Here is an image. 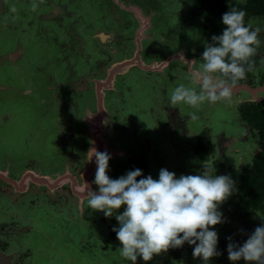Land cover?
Returning a JSON list of instances; mask_svg holds the SVG:
<instances>
[{
	"label": "rangeland",
	"instance_id": "rangeland-1",
	"mask_svg": "<svg viewBox=\"0 0 264 264\" xmlns=\"http://www.w3.org/2000/svg\"><path fill=\"white\" fill-rule=\"evenodd\" d=\"M190 1L0 0V171L6 174L7 166L12 169L17 177V190L35 183L24 178L27 170L23 168L28 164L34 170L39 169L34 171L36 174L49 175L52 183L66 177L49 188L36 185L48 188L51 195L56 192L55 188L63 186L75 197L76 203H81L85 200L82 194L85 183L97 190L92 183L95 157L89 160L93 149L110 154L107 174L116 179L127 173L121 164H126L130 158L136 163L140 155L133 154L146 148L141 143L146 136L151 137L152 143L148 152L152 145L157 150L147 152V157L144 155L150 167L141 169L142 172L149 169L153 179L158 178L161 168L174 172L178 178L181 174H199L204 170L200 165L206 163L215 167L216 175H227L228 168L239 170L250 164L263 141L250 128L235 126L233 108L243 100L242 95L232 94L230 101L205 102L198 109L183 103L171 106L172 112L176 108L182 111L176 125L171 117L157 124L156 113V120L151 119L153 99L148 98V90L152 83L146 77L154 73L163 80L169 73L163 65L172 62L174 67L168 82L172 85L191 76L192 70H197L202 63L192 55L193 51H204L205 39L201 38L200 12L191 8ZM147 2L155 3L156 8L151 5L148 8ZM61 15H65L64 19ZM118 16L126 22L129 19L132 25H123L124 31H118ZM251 22L255 28H260L261 44L256 53L264 66V20L254 18ZM100 33L104 37H100ZM195 35L196 40L190 42ZM122 40L127 41V46L119 51L116 43ZM158 43V49L172 54L167 60L153 54L152 47ZM174 57L177 58L172 60ZM125 60L128 62L117 66ZM178 65L186 66L188 72ZM113 70L115 75L110 84H102ZM121 89L122 98L119 97ZM96 95L97 99H104V105L102 99L97 101ZM161 95L155 96L159 103L163 99ZM263 96L264 93L258 95ZM115 110L119 117L127 116L139 131L135 126L126 131L115 128ZM171 111L169 116L173 115ZM192 113L198 118L191 119ZM207 128L211 129L209 137L214 138L213 150L197 163L192 145L198 134L208 135ZM221 132L238 138H225ZM128 163L127 168L132 165ZM136 164L138 166V162ZM224 203L218 208L222 210L224 222L212 226L218 234L220 254L210 258L208 264H247L243 259L235 262L228 259L230 241L227 238L242 244L257 226L264 224V210L240 218L235 214L237 202ZM23 212L31 216L37 226L34 235L23 239L30 247L26 251L30 264H131L117 255V247L111 243L105 246L99 241L96 248H90L87 232L92 229L96 242L97 232L106 225L97 223L95 230L101 211L87 207L86 200L83 213L75 207L73 218H66V222L62 219L64 215L51 210L41 212L35 206ZM80 234L83 241L79 246ZM58 249L64 253L59 260H54ZM168 256L167 253L154 254L147 262L138 257L136 264H203L190 251L181 252L177 259Z\"/></svg>",
	"mask_w": 264,
	"mask_h": 264
},
{
	"label": "clouds",
	"instance_id": "clouds-1",
	"mask_svg": "<svg viewBox=\"0 0 264 264\" xmlns=\"http://www.w3.org/2000/svg\"><path fill=\"white\" fill-rule=\"evenodd\" d=\"M245 15L237 7L222 14L226 27L222 34L211 37L212 43L205 44L202 63L192 72L190 86L180 84L172 90L170 106L183 103L198 109L205 102L230 101L235 84L253 70L251 58L261 44L260 28L246 25ZM197 118L191 114V119ZM93 156L96 170L92 183L97 190L85 183L83 198L87 207L103 212L105 217L117 213L119 226L112 230L120 242L122 258L131 264H136L138 257L147 262L154 254L182 247L185 242L194 245L192 256L203 264L220 254L218 234L212 226L224 222L218 208L235 190V181L229 175H216L215 167L206 163L199 174H181L178 178L161 168L157 179L148 175L138 180L142 170L136 168L113 179L107 174L110 154L93 149L89 160ZM121 206L123 211L118 212ZM227 239L230 261L264 264V224L242 244Z\"/></svg>",
	"mask_w": 264,
	"mask_h": 264
},
{
	"label": "flooded vegetation",
	"instance_id": "flooded-vegetation-1",
	"mask_svg": "<svg viewBox=\"0 0 264 264\" xmlns=\"http://www.w3.org/2000/svg\"><path fill=\"white\" fill-rule=\"evenodd\" d=\"M149 5H151L153 8H156V6H157L155 3L147 2L148 8H149ZM191 8H192V5H191ZM193 9H195V8H193ZM179 13H181V12H179ZM179 13H177L178 16L181 15ZM65 15H67V14H65ZM65 15H63V16L61 15L63 19H64ZM200 17H201V15H200ZM116 19H117V25H118V27H116V28L118 29V31H120V30L124 31L122 28L123 25L125 27L128 26V24L132 25V21L130 22L129 19H128V22H126V20L120 16H118ZM179 19H180V17H179ZM201 20H202V25H203V26H201L202 27L201 38L203 36V39H205L204 42H205V44H207L206 36L203 32L204 20L202 17H201ZM101 34L102 33L99 34L100 37H101ZM102 35H104V34H102ZM187 35L189 36V33ZM196 38H197V35H195V37H193V39H190V42L195 41ZM164 43H165L164 46L167 47L166 42H164ZM159 45H160V43L156 44L155 47H152L153 51H154L153 54L163 56L162 59H165V60H167L168 56H172V54H165V51H163L164 49L163 50L158 49ZM116 46L118 47L119 51L120 50L123 51V47L127 46V41L122 40L121 42L116 43ZM202 53L203 52H200V51H198V52L193 51L192 55H193V57L195 56L197 58V60L201 62ZM160 56H158L159 61L162 60V59H160ZM175 58H177V57L172 58V60ZM259 62H261L260 58H259ZM163 67H164V69H167V71H169L168 76L164 77L163 80H160V78H157V76L154 73H151L150 75H148L149 74L148 73L147 75L149 77H146L147 79L148 78L151 79V81L150 80L149 81L152 83L149 86V90H148V98L153 99V103H151V105H150L151 119H152V121L156 120V117L154 115V113H156L157 116L159 117V118H157V124L158 123L160 124V122L164 121L166 118L171 117L170 119H174V121H176L175 122V125H176V124H179L178 122H179L180 114H182L181 113L182 111L179 108H176L175 111L172 112L170 109L171 106L168 103V97L170 96L172 90L176 86H178L180 84L190 86V77L191 76L189 74V76H187L186 79H181V80L177 81L176 83L169 85L168 82L172 77L171 70L174 66L172 65V62H170L168 65H163ZM178 67L180 69L186 70L188 72V70L186 69V66L181 67L180 65H178ZM250 74L252 75V81H250V83H246V82H240V83H245L251 87H258V86H261L264 84V66H262L261 63L253 65V70L250 71ZM123 80L125 81L124 78H123ZM180 81H183V82H180ZM83 84L86 85V83H83ZM170 86H172L171 89H170ZM121 91H122V89L119 92L120 98L123 97V92H121ZM117 92H118V90H117ZM242 92L245 93L246 95L241 94ZM260 93H264V91H260V92H256L255 94H252V93L248 92L247 90H242V91L236 93V95H238V94H239V96L242 95L241 99L243 98V100L241 102H237L233 108L235 126L236 125L239 126L240 129L241 128H244V129L250 128L249 130H251V131L253 130V132L255 131L253 126L249 122L247 116L243 113L241 108H242V104L244 102L264 100V96L261 98L258 97V95ZM160 94H162L161 96L163 97L161 103H159L157 101V98L155 97L156 95L160 96ZM248 96H252V97L247 98ZM116 110L114 111V117H113L116 120L114 122L115 128H120V130L125 129V131L128 129H131L132 126L134 128L135 125L127 119L128 117L127 116H125V117L122 116V118L119 117ZM139 110H141V108ZM170 111L173 114L172 116H169L168 112H170ZM135 127H136V130L139 131V128L137 126H135ZM179 127H180V125L178 126V128ZM204 129H206V128H204ZM204 129H203V131H204ZM207 131L208 132L206 134H208V135H205V136L210 139V145H211V148L213 150L212 140L214 138H212L211 135H210L211 138L209 137V133H211V129L207 128ZM188 133H190V132H188ZM221 134H223V137H225V138H227V137L232 138L233 137L232 139H234V140H237V138H238L232 134L227 135L223 132H221ZM198 135L200 136L201 134H198ZM198 135H197V137H198ZM150 138L151 137H149V136L144 137V139L141 141V143L146 148L145 149L143 148V151L139 152V154H133L134 156L140 155V157L137 158V161H136V163L138 162V166L136 163H134V159H132V158H130L126 162V164H129L128 162H132V165H129L128 168L126 167V164H124V163L121 164V166H122V168H124L125 172L130 171V170H134L136 168L141 169V168H145L147 166L150 167V165H149L150 163L148 161L144 160V155H146V157H147V154H150L152 151L157 150V148L154 145H152L153 148L148 152V150L150 148V143H151ZM197 139H196V141H197ZM144 140H146V141H144ZM137 144H138V142H137ZM137 146L140 147L141 145L139 144ZM137 146L135 148H137ZM142 156H143V158H142ZM74 160H76V158ZM144 161L147 162L148 164L144 163ZM8 165H9V163H8ZM24 167L25 168H23V170L39 171V169L34 170V168H32L28 164H26V166H24ZM126 168L128 170H126ZM5 170L7 171L6 174H3L0 171V251L3 252L7 257L10 258V261L12 264H30L27 261L28 257L26 255V251H29L30 247H29V245H27L25 243V241L23 239L34 235V231L37 229V226H34L35 224L31 220L32 217L29 216L27 213L24 215L23 211L24 210L27 211L29 207H33V206L37 207V209L41 212L51 210V211H54L57 215H60V216L64 215V217H62V219L66 222L67 221L66 218H68V219L73 218L72 217V210L75 207L78 208L80 213H83V204H84L85 200L83 202H81L82 205H81V203H78V202L76 203V201L74 200L75 197L72 194H69L67 191H65L63 186L59 187V188H55L56 192H54L53 195H51L49 193V191H50L48 189L49 187L44 188V187L36 185L35 183L34 184L28 183L26 186H24L25 189L19 191V190H17V187H16V182H17L15 180L17 178L16 175L14 174L12 169L8 168V166L5 168ZM147 170L148 171L142 172V176L138 177V180L140 178L146 177L148 175H151V176L153 175V173L151 174V172H149L150 171L149 169H147ZM10 180H12L13 183H11ZM113 214L114 215L111 217H105L103 212H100L99 218H98V220H96L95 230H96L97 223H102V225H106V226L104 228H101L102 229L101 231L97 232L96 242H95V237H93V235L91 234L92 229H90L89 233L87 232V234L89 235V237L87 239L91 240V244H92V245H90L91 249H92V246L96 248L97 243L99 241L103 242V245H105V246H107L108 243L115 245L117 247V255L120 256V254H119V247L121 246L120 242L116 239V237L113 235V233H111L112 232V225L115 221V214H117V213L114 212ZM82 218H83V216H82ZM56 219H58V217H56ZM47 221H49V220H47ZM83 222L85 223V220H83ZM81 234L79 235V239L77 240V245H79V246L82 244V241H83V240H80V237L82 236ZM98 235H100L101 238H98ZM63 237H64V235H63ZM167 252H168V250L166 252H162V253H167ZM62 253H64V252L62 250L58 249V255L56 256V258L53 257L54 260H59L61 257L60 254H62ZM53 264H55V263H53Z\"/></svg>",
	"mask_w": 264,
	"mask_h": 264
},
{
	"label": "trees",
	"instance_id": "trees-1",
	"mask_svg": "<svg viewBox=\"0 0 264 264\" xmlns=\"http://www.w3.org/2000/svg\"><path fill=\"white\" fill-rule=\"evenodd\" d=\"M190 4L200 12L204 20L203 32L207 43H212L211 37L213 35L222 34L223 29L226 27L222 24V14L229 11L232 7L245 11V24H251L253 29L255 27L251 19L261 18L264 20V0H241L239 2L230 0H192ZM259 58L256 53L251 58L252 64H258ZM250 81H252V75L248 71L245 79L237 83H250ZM241 109L259 135V138L263 141L260 150L253 154L250 164L239 170L226 169L227 175L235 181V190L225 201L224 205L237 202L235 214L240 218H244L254 211L264 210V100L244 102ZM192 146L193 155L196 156L194 161L197 163L212 153L210 139L206 136L198 135L197 141ZM200 168H203V165H200ZM123 207L121 206L118 212H122ZM219 211L222 212V210ZM118 226V222L115 219L112 229ZM111 233L116 237V233L113 230ZM193 247L194 245H189L185 242L182 247L169 248L167 255L176 259L181 252H192Z\"/></svg>",
	"mask_w": 264,
	"mask_h": 264
},
{
	"label": "water",
	"instance_id": "water-1",
	"mask_svg": "<svg viewBox=\"0 0 264 264\" xmlns=\"http://www.w3.org/2000/svg\"><path fill=\"white\" fill-rule=\"evenodd\" d=\"M104 35L101 34V37H103ZM179 56V55H177ZM180 60L182 59L181 57L179 58ZM128 60H125V61H122L120 62L119 64H117V66H120L121 64H125L127 63ZM187 62V61H186ZM193 65V64H192ZM193 66H191V70H192ZM193 72V70H192ZM115 75L114 73V70L113 71H110L109 72V77H107V80L106 82H103L102 84H105L107 83L108 85L110 84V82L112 81V77ZM114 82V81H113ZM114 87V86H113ZM111 87V88H113ZM242 90H247L248 92L252 93V94H255L256 92H260V91H264V84L261 85V86H258V87H251V86H248L247 84L245 83H236L235 86L233 87V94H236ZM101 96H104V93L103 95ZM96 99H97V95H96ZM102 98L101 97H98L97 101H100ZM104 105V99H102L101 101ZM100 107L102 108V105L100 104ZM104 109V108H103ZM190 118V117H189ZM25 179L26 178H30L31 181H34L35 183H38L40 185H45V186H50V185H55L57 183L60 184V182H62L64 179H66V177H61L59 178L58 180H55L54 183L51 182V178L49 177V175H46V174H36L34 171H27L25 173ZM11 183H13L12 180H10ZM21 183V182H20ZM23 186L25 185V183L22 184ZM53 185V186H54ZM0 264H12L11 261H10V258L7 257L3 252L0 251Z\"/></svg>",
	"mask_w": 264,
	"mask_h": 264
}]
</instances>
